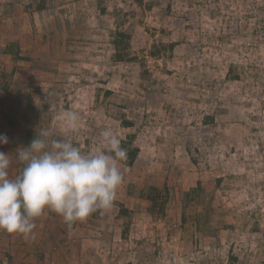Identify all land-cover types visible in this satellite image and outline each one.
<instances>
[{
	"label": "rangeland",
	"instance_id": "374dc122",
	"mask_svg": "<svg viewBox=\"0 0 264 264\" xmlns=\"http://www.w3.org/2000/svg\"><path fill=\"white\" fill-rule=\"evenodd\" d=\"M41 129L84 153L112 130L123 180L89 236L0 230V264H264V0H0L11 178Z\"/></svg>",
	"mask_w": 264,
	"mask_h": 264
},
{
	"label": "clouds",
	"instance_id": "9594fccd",
	"mask_svg": "<svg viewBox=\"0 0 264 264\" xmlns=\"http://www.w3.org/2000/svg\"><path fill=\"white\" fill-rule=\"evenodd\" d=\"M62 122L76 131L80 117L66 112ZM8 143L7 135L0 134V144ZM101 143L103 150L84 153L73 142L41 129L29 145L15 150L23 165L15 178L10 177V154L0 151V230L28 240L46 210L69 227L110 210L123 180L119 162L127 160V150L110 129L101 133Z\"/></svg>",
	"mask_w": 264,
	"mask_h": 264
},
{
	"label": "crops",
	"instance_id": "0c3cea01",
	"mask_svg": "<svg viewBox=\"0 0 264 264\" xmlns=\"http://www.w3.org/2000/svg\"><path fill=\"white\" fill-rule=\"evenodd\" d=\"M47 214H48V212H47ZM42 217H44V219L43 220H41V221H39V230L38 231H36V229H35V231H36V235L38 236V237H41V236H46L47 235V237H49V238H51L52 237V241H53V243L54 242H57V241H60V239L59 240H57V238H61V237H69L70 239H71V237H74V238H77V234H78V236H80V235H87V236H89L88 234H91V231L93 230V228L95 227V225L96 224H94V222H92V223H84V225H81L80 223H78L77 224V226H73V227H68V230L70 231H68L69 233H63L62 231H60L59 233H60V235H57V230H58V226L60 227V229H64L62 226H63V224H62V222H56L55 220H52V221H48V218L47 217H51V216H48L47 215V217L46 216H42ZM45 219L48 221H45ZM37 222V221H36ZM81 225V226H80ZM51 230V232H49V229ZM78 229H82L81 231H79ZM80 232H81V234H80ZM90 232V233H89ZM93 232V231H92ZM57 235V236H56ZM75 240V239H74ZM79 240H81L80 238H79ZM83 240V239H82ZM27 241H29V239L27 240ZM87 240H83V241H81V245L82 246H86L87 245V242H86ZM111 244V243H110ZM113 244V243H112ZM75 249V248H74ZM80 251V250H79ZM78 251V252H79ZM58 253H59V256H62V257H67V259H68V257H69V255L71 254V256H72V254H73V247H72V249H67V248H64V251L62 250V249H60L59 251H58ZM85 253V252H84ZM20 260V262H16V264H31L29 261H28V259L26 258H24L23 259V257H21V258H19ZM65 262V261H64ZM63 262V263H64ZM54 264H61V262L60 263H57L56 261L54 262ZM64 264H68V263H64Z\"/></svg>",
	"mask_w": 264,
	"mask_h": 264
}]
</instances>
